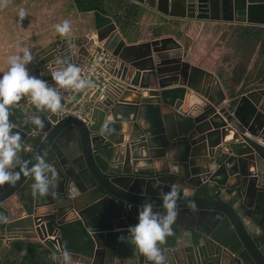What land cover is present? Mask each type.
Returning <instances> with one entry per match:
<instances>
[{
	"label": "water",
	"instance_id": "water-1",
	"mask_svg": "<svg viewBox=\"0 0 264 264\" xmlns=\"http://www.w3.org/2000/svg\"><path fill=\"white\" fill-rule=\"evenodd\" d=\"M134 2L172 19L235 24L264 19V0ZM94 37L87 43L94 46V56L106 55L107 87L90 96L83 119L37 113L44 127L33 135L27 121L34 106L29 103L15 125L30 146L20 153L22 159L34 162L44 155L58 179L43 197L31 194V181L23 174L15 184L0 185V238L38 240L56 232L63 251L61 233L69 221L79 219L89 230L88 223L103 212L108 225L100 230L129 228L146 203L162 212L161 193L179 185L172 228L192 229L201 238L181 249L166 247L164 241L165 264H264V88L242 95L236 104L223 94L213 100L209 92L220 89L218 80L186 62L174 38L128 45L113 23ZM47 48L35 55L32 75L42 74L52 83L49 73L62 66L58 61L83 67L74 62L84 51L75 49L73 39ZM198 73L213 78L212 87L207 80L200 84ZM60 91L63 106L68 89ZM11 207L24 215L10 219ZM130 255L129 264H152L136 247Z\"/></svg>",
	"mask_w": 264,
	"mask_h": 264
},
{
	"label": "crops",
	"instance_id": "crops-1",
	"mask_svg": "<svg viewBox=\"0 0 264 264\" xmlns=\"http://www.w3.org/2000/svg\"><path fill=\"white\" fill-rule=\"evenodd\" d=\"M21 8L27 13L22 20L18 17ZM64 20L70 22L71 31L66 36H60L55 32L54 25ZM106 20H109V23ZM110 23L115 25L117 32L128 45L166 37H172L176 40L172 32L186 25L205 27V29L220 34L224 33L227 36V43L238 50V55L251 60L249 65L246 63L242 66L247 67L246 73L249 76L245 75L241 84L239 80H236V85H229L231 83L226 80L227 77H223L220 69L216 67L191 63L188 54L185 52V47L182 46L186 62L198 66L218 80L220 89L215 87L212 90L214 94L209 92L211 98L219 100L223 94L227 100L236 104L242 95L252 90L264 88L263 18H259L250 24L172 19L154 13L146 5H140L134 0H0V72L6 70L8 57L17 54L21 47L31 51L34 61L35 55L46 50L45 48H49L51 44L57 47L61 40L69 38L73 39L76 50L84 51V53L77 55L72 53L77 56L74 62L84 65L90 55L94 56V46L90 48L89 43H87L89 38L92 36L95 38V32ZM98 46L100 44H96V49ZM108 58L116 64V58H112L110 55ZM31 63L28 65L30 74H32ZM55 63L52 61V64ZM115 66L117 67V65ZM197 75L200 84H204L206 80L208 83L213 81L211 77L205 78L206 76L200 73ZM244 83H246L245 86H243ZM212 84L213 82L211 87ZM108 87L111 90V86ZM172 88L174 87L172 86ZM142 95L146 96V93ZM25 99L26 97L21 100ZM24 116L15 115L9 120L18 125ZM105 118L106 120L111 119L108 114L105 115ZM132 123H128V126L125 125V129L128 128L125 138L128 137L132 129ZM231 124H235V122ZM253 170L254 167L250 164L249 172H253ZM9 213L12 220L24 215L15 207H11ZM98 213V221L88 223L91 227L89 230L79 219L69 221L64 225L65 230H68L70 234L61 233L62 246L65 239L68 247L66 248L64 245L63 250L66 248L70 251L74 258L73 262L109 264L113 260L126 259L125 264H129L128 262L131 261L130 254L135 249L129 234L130 227L114 228L110 231L100 230L106 228L108 218L103 212ZM66 218L71 219V215ZM200 238L201 235L192 229L172 228V235L166 237L165 244L166 247L181 249L199 244ZM179 252L180 258H182L183 252ZM52 253L49 245H44L39 240L17 239L6 242L0 238V264H59L57 260L52 258Z\"/></svg>",
	"mask_w": 264,
	"mask_h": 264
},
{
	"label": "clouds",
	"instance_id": "clouds-1",
	"mask_svg": "<svg viewBox=\"0 0 264 264\" xmlns=\"http://www.w3.org/2000/svg\"><path fill=\"white\" fill-rule=\"evenodd\" d=\"M26 15V11L21 8L19 19L22 20ZM54 29L60 36H66L71 31V25L64 20L54 25ZM33 59L31 51L21 47L17 54L8 57L6 70L0 72V185L15 184L23 174L31 181L28 185L31 194L43 197L56 185V170L44 155L36 156L34 162L22 159L20 153L29 151L30 146L19 131H14L16 126L9 120V106L27 98L34 106L27 122L33 126V135H36L44 127V120L37 113H57L62 107L61 89L80 91L91 87L92 83L80 76L78 66L66 60L58 61L62 66L49 73L50 83L42 78V74H30L28 65ZM179 192L180 186L173 185L169 191L161 193L162 212L154 211L151 203L138 208L136 223L129 228L132 244L152 264H165L160 244L172 235ZM52 258L58 259L59 264H73L74 261L67 249L59 257L53 252Z\"/></svg>",
	"mask_w": 264,
	"mask_h": 264
},
{
	"label": "rangeland",
	"instance_id": "rangeland-1",
	"mask_svg": "<svg viewBox=\"0 0 264 264\" xmlns=\"http://www.w3.org/2000/svg\"><path fill=\"white\" fill-rule=\"evenodd\" d=\"M172 35L185 47L191 63L220 69L222 76L227 77L226 80L231 83L229 85H236V80L241 84L243 77L249 76L246 73L247 67L242 66L246 63L249 65L251 60L240 57L238 50L227 43V36L224 33L186 25L173 31ZM245 85L246 83L243 86Z\"/></svg>",
	"mask_w": 264,
	"mask_h": 264
},
{
	"label": "built area",
	"instance_id": "built-area-1",
	"mask_svg": "<svg viewBox=\"0 0 264 264\" xmlns=\"http://www.w3.org/2000/svg\"><path fill=\"white\" fill-rule=\"evenodd\" d=\"M105 56L106 55H102L99 52L93 57L91 62H89L88 59L87 62L82 65L83 67L80 69V76L85 80L91 81L92 86L80 91L68 89L67 96L64 99V104L57 112L58 115L83 119V114L85 113L88 106L90 96H92V94L97 90L104 91V89L107 87V79L105 76L108 71L104 68V63L106 62ZM105 64L107 67H109V63ZM29 103L30 102L26 98L23 101L20 100L14 105L9 106V119L15 115H25ZM42 236V239L38 238V240L44 245H49L50 250L55 252L57 257H59L60 253L62 252L57 242L59 235L56 232H52L50 234H42ZM57 261L59 262L58 259ZM73 264L88 263L73 262Z\"/></svg>",
	"mask_w": 264,
	"mask_h": 264
},
{
	"label": "trees",
	"instance_id": "trees-1",
	"mask_svg": "<svg viewBox=\"0 0 264 264\" xmlns=\"http://www.w3.org/2000/svg\"><path fill=\"white\" fill-rule=\"evenodd\" d=\"M84 11H86V10H84ZM106 22L109 23V20H106ZM70 232H71V231H70ZM66 234H70L68 230H67V233H66ZM63 244L65 245L66 248H68V247H67V241H65V239H64ZM64 245H63V246H64ZM66 248H65V249H66Z\"/></svg>",
	"mask_w": 264,
	"mask_h": 264
}]
</instances>
